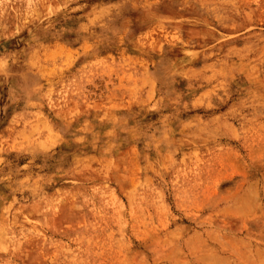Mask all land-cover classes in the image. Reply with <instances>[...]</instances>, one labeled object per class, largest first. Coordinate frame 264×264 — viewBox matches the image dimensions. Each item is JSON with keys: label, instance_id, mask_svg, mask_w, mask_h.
Wrapping results in <instances>:
<instances>
[{"label": "rangeland", "instance_id": "374dc122", "mask_svg": "<svg viewBox=\"0 0 264 264\" xmlns=\"http://www.w3.org/2000/svg\"><path fill=\"white\" fill-rule=\"evenodd\" d=\"M0 264H264V0H0Z\"/></svg>", "mask_w": 264, "mask_h": 264}]
</instances>
